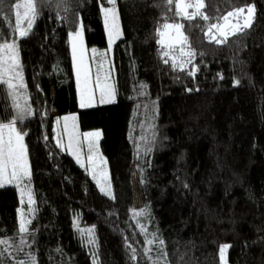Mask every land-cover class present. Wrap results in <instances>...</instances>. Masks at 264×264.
Here are the masks:
<instances>
[{
  "label": "trees",
  "instance_id": "trees-1",
  "mask_svg": "<svg viewBox=\"0 0 264 264\" xmlns=\"http://www.w3.org/2000/svg\"><path fill=\"white\" fill-rule=\"evenodd\" d=\"M23 2L0 0V43L18 41L32 96L33 110L16 124L26 133L36 203L21 233L19 190L0 186V240L10 245L0 247V264H222L226 244L230 264H264V0H203L208 20L177 15L178 0H115L124 34L112 52L117 96L83 109L70 34L83 23L96 69L108 55L101 6L109 0H35L30 30L19 9L28 31L20 37L15 5ZM251 4L250 28L225 44L208 40L211 24ZM169 23L184 25V51L195 52L189 64L172 50L184 70L163 55L160 33ZM17 111L0 84V123ZM55 113H77L82 131L102 130L111 196L61 150ZM139 210L145 214L134 216Z\"/></svg>",
  "mask_w": 264,
  "mask_h": 264
},
{
  "label": "snow or ice",
  "instance_id": "snow-or-ice-1",
  "mask_svg": "<svg viewBox=\"0 0 264 264\" xmlns=\"http://www.w3.org/2000/svg\"><path fill=\"white\" fill-rule=\"evenodd\" d=\"M110 2L114 5L115 0H110ZM169 3H172V0H168ZM178 11L177 15H180L183 18H186L187 20H193L197 16L202 18L203 20H208L209 17L204 14L201 9L205 7L203 0H197L196 4H181L177 3L176 5ZM15 8L18 10L16 13L17 16V30L20 37H24L28 35V31L23 30L19 26V20H20V12L19 9L24 8L25 12L24 15L28 19V29L30 30L32 27V21L35 19L37 12H36V6H35V0H27L26 3L20 4L17 3L15 5ZM194 8L195 11H193L191 14H189L185 9ZM247 16L244 18L243 24L239 23V18L241 14L245 12L244 8H239L235 12H229L227 16L223 17V20L225 23H229L230 17H235L237 19V23L234 26H231L230 30L225 31V29L219 25V24H211L207 31L205 32V35L207 36L208 40L210 42H215L217 44H225L228 42V36L229 35H236L238 32H243L245 29L251 27V21H252V15L254 13V5H250L247 8ZM184 25L183 24H165V29H175L176 37H175V44H179V52L181 57L187 58V63H192V58L195 56V52L192 50H189L187 52L184 51L185 46L187 45L188 37L183 35L182 29ZM215 30L216 34H213ZM80 33H76V36H79ZM161 36H164V33H161ZM0 39H3L2 34H0ZM161 45L164 46L163 39L160 41ZM190 48V45H187ZM75 47V45H74ZM166 51L163 52V55L165 57L171 55V50L174 48V43H169L167 46ZM164 63H169L167 59L164 60ZM172 66L174 69L179 68V70H184L185 67V60L184 59H177L176 57H172ZM18 64V50H17V44L15 42L8 43L5 42L3 44H0V84L7 85L8 89H11L13 92V96L15 98L16 95V88L17 85L12 82L13 78H19L21 80L20 86L23 87L22 82V75L17 69L19 68ZM14 74V76L12 75ZM191 75H195V72H191ZM86 75V73H85ZM222 78V77H221ZM237 84L239 81L236 82ZM191 91V89H189ZM111 94V93H110ZM105 100L103 97L101 98V103H104ZM83 103L81 104V107H85ZM15 107L17 108V117L16 119L10 121L7 124L0 123V180H6L8 183L18 182L20 180H23L25 178L29 177V167L27 162V154H26V146L23 144L24 135L26 133L21 134L17 128L15 127L17 120L22 121L25 118V110L21 107L20 104H16ZM27 115H31V110H27ZM65 121L69 119V117L64 118ZM71 119L75 120V117H71ZM7 130V135L4 134V130ZM88 135H99V133L94 134H88ZM69 147H72L71 139L69 141ZM92 145H89V150H91ZM91 159V157H89ZM102 191H105L107 195L111 196L112 193L109 190L102 189ZM114 198V197H113ZM29 202L31 203V197L29 198ZM134 216H141L144 215V210L134 211ZM30 223V221H28ZM19 231L21 233L27 232V227L25 222H21L19 226ZM141 231L146 233V229L141 225ZM156 238L155 236L151 240H146L145 243L147 245H152L155 242ZM91 242V241H90ZM21 244L26 243L24 240L21 239ZM160 245H164V241H159ZM2 246H10L9 241L7 240H0V247ZM229 247L228 245H224L220 249L221 258H224V251ZM20 251H23V249H19ZM146 251H150L149 249H145ZM133 251V259L135 258V249H132ZM20 264H23V262H20ZM32 264H35V260H32Z\"/></svg>",
  "mask_w": 264,
  "mask_h": 264
},
{
  "label": "rangeland",
  "instance_id": "rangeland-1",
  "mask_svg": "<svg viewBox=\"0 0 264 264\" xmlns=\"http://www.w3.org/2000/svg\"><path fill=\"white\" fill-rule=\"evenodd\" d=\"M27 0H24L23 4L26 3ZM179 3L181 4H190L189 1L187 2L186 0H178ZM252 5V4H251ZM250 5L246 6L245 12L243 14H241L240 18H239V23L243 24L244 22V18L247 16V8ZM101 10H102V14L104 15V19L106 22V27L107 29H109V24L112 28H116L121 30V33H123L122 31V27H121V22H120V16H119V11H118V7L115 4L113 5L110 0H109V6L105 7V6H101ZM185 11H187L189 14L191 13L190 8L189 9H185ZM24 8H23V13H22V17H24ZM235 12V11H234ZM254 17H255V6H254V13L252 15V22L254 21ZM237 23V19L235 17H230L229 18V23H225V21L223 20L219 25H221L225 31L230 30L231 26H234ZM169 24H180V23H169ZM33 25V22H32ZM80 33L79 36H76V33ZM183 35H185L183 29H182ZM161 33H164V36H161ZM160 33V41L163 39L164 41V46L163 48L166 50L167 49V45L169 43H174V48L173 49H179L180 45L179 44H175V37H176V32L175 29H165L163 27V29L161 30ZM213 34L215 33V30L213 32ZM82 36V38H81ZM71 37V51H73V57H74V61H75V65L77 64L78 66V57H79V53H78V49H81L83 47H86V39H85V30H84V25L81 22L78 29L75 32H72L70 34ZM110 38V35H109ZM79 40H81L82 45H79ZM8 43H12L15 42L17 44V50H18V64H19V68L17 69V71H19L22 75V82H23V87L20 86L21 84V80L17 77V78H13L12 82L14 84L17 85V88L15 90L16 95L14 98V106L18 103L21 105V107L23 109L26 108H31L33 110L34 105L32 103V96L31 93L27 87V84L25 82V78H24V73H23V67L21 64V60H20V53H19V46H18V41L16 39H12L9 41H6ZM5 43V42H3ZM0 43V44H3ZM75 45V47H74ZM172 49V50H173ZM172 50H171V57H175L172 54ZM82 54H84V51H82ZM107 58H109V52L108 55H105V57L103 58V61H99L96 69L95 70V86L97 89V94H98V101H100L101 103V98L103 97V99L105 100L104 103H108L111 101L110 97L111 95H113L114 92H116V90L114 89L115 84V80L114 77L111 74L110 68L109 66H107ZM14 76V74H12ZM80 85H81V79L79 80ZM111 93V94H110ZM94 97V98H93ZM93 99H96V95L92 96ZM86 105H95L94 103H88ZM16 108V107H15ZM17 109V108H16ZM65 117H69V119L67 121H65ZM71 117H75V120L71 119ZM61 124V127H60ZM17 130L21 133L24 134L25 132L20 130L17 127ZM95 132H99L102 135V131L98 130ZM4 134L7 135V130H4ZM88 134H94L91 131H82L80 129V125H79V119H78V114L77 113H68L65 115L61 116V119H59L57 121V139L58 142L60 143V145L62 146L63 149H67L69 151V154L72 155L79 163H84L85 160L83 158V148H84V143L88 145L91 144V150L92 153L94 154V150L97 149V152L99 153L100 156H103L102 161L98 160L97 164L96 162H93V166L91 170V174H92V178L96 181L99 189L102 191V189L105 190H109L111 191V193H113L112 191V182H111V176H110V171H109V167H108V163L106 158L104 157L101 148H100V142H101V138H97L96 135H88ZM25 136V135H24ZM71 139L72 142V147H69V141ZM84 141V142H83ZM23 144L25 145V141L23 139ZM26 146V145H25ZM26 154H27V149H26ZM27 162H28V167H29V177L25 178L23 180H20L18 182H13V183H8L6 180H0V186H6V185H15L20 193L21 196V207L19 209V218H20V223L23 221L26 224V227L28 226V221L31 220L32 218V214L35 210V195H34V189H33V184L31 182V167H30V163L27 157ZM138 175L135 174L134 175V192H135V206L137 208H139L142 204H143V197H142V193L139 187V183L137 180ZM103 193L106 194L105 191H102ZM31 197L32 202H29V198ZM229 246V244H226ZM224 246V245H223ZM222 246V247H223ZM221 247V248H222ZM228 248L225 249L224 251V258H221V263L222 264H230L229 262V255H228ZM221 257V254H220Z\"/></svg>",
  "mask_w": 264,
  "mask_h": 264
},
{
  "label": "crops",
  "instance_id": "crops-1",
  "mask_svg": "<svg viewBox=\"0 0 264 264\" xmlns=\"http://www.w3.org/2000/svg\"><path fill=\"white\" fill-rule=\"evenodd\" d=\"M186 1L188 2V0H186ZM103 21H104V26H105L107 41H108V49L107 50L109 52V58H107L106 63H107V66H109V68H110L112 76L114 77V61H113V55H112L113 46L115 45V43L119 39H121L123 37L124 34L121 33V30L116 29V28H112L110 26V24L108 26L109 29H107V27H106L107 25H106V22L104 19V15H103ZM121 27H122V25H121ZM122 31H123V29H122ZM109 35H110V38H109ZM81 38H82V36H81ZM70 42H71V37H70ZM78 42H79V45H82L81 40H79ZM82 51H84V54H82ZM78 53H79V57L77 59V61H78V66H77V64L75 65V61H74V57H73L74 55H73V51H72V62H73V70H74V75H75V82H76V88H77L79 107L81 109H83V108L95 107L97 105L108 104V103L102 104V103H100V101H98V94H97V89L95 86V70L92 66L90 59H89L87 46L83 47L81 49H78ZM85 73H86V75H85ZM80 79L82 82L81 85L79 83ZM114 89L116 90V85L114 86ZM95 95H96V99H93L94 97L92 98V96H95ZM116 96H117V94H116V92H114L113 95H111V97H110L111 101L109 103L114 102L116 99ZM82 103L84 105H86L88 103H94L95 105H86L85 107H81ZM61 116L62 115L55 113V117H56L55 118V138H56L57 144L59 145L61 150L65 153H69V151L67 149L62 148V146L60 145V143L58 142V139H57V121L59 119H61ZM15 127L17 128V124L15 125ZM60 127H61V124H60ZM98 130H100V129L92 130V132L93 133H99V132H95ZM84 132H86V131H84ZM102 136H103V132H102V135L99 133L97 138L102 139ZM90 152H92V150H89L88 145L84 143L83 158H84L85 162L82 163V165H84L88 168L89 174L92 177L91 170H94V169H92L93 162H96V164H97L98 160L102 161L103 156L99 155V153L97 152V149L94 150V154L92 153V155ZM89 157H91V159H89Z\"/></svg>",
  "mask_w": 264,
  "mask_h": 264
},
{
  "label": "built area",
  "instance_id": "built-area-1",
  "mask_svg": "<svg viewBox=\"0 0 264 264\" xmlns=\"http://www.w3.org/2000/svg\"><path fill=\"white\" fill-rule=\"evenodd\" d=\"M190 4H196L197 3V0H188Z\"/></svg>",
  "mask_w": 264,
  "mask_h": 264
}]
</instances>
